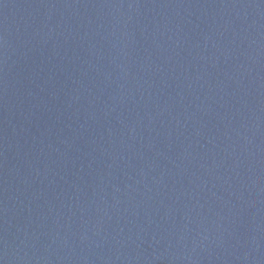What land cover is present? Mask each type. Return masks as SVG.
<instances>
[{
    "label": "water",
    "instance_id": "1",
    "mask_svg": "<svg viewBox=\"0 0 264 264\" xmlns=\"http://www.w3.org/2000/svg\"><path fill=\"white\" fill-rule=\"evenodd\" d=\"M0 264H264V0H0Z\"/></svg>",
    "mask_w": 264,
    "mask_h": 264
}]
</instances>
